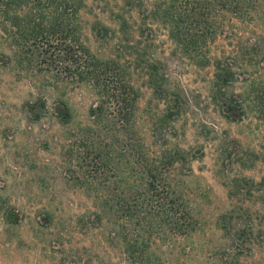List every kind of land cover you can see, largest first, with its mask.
Masks as SVG:
<instances>
[{
	"label": "rangeland",
	"instance_id": "obj_1",
	"mask_svg": "<svg viewBox=\"0 0 264 264\" xmlns=\"http://www.w3.org/2000/svg\"><path fill=\"white\" fill-rule=\"evenodd\" d=\"M146 1L85 0L83 34L98 57L124 55L144 150L194 230L163 239L116 212L128 191L115 172L99 193L70 179L92 96L12 55L0 33V264H264V15L225 19L201 63L146 22Z\"/></svg>",
	"mask_w": 264,
	"mask_h": 264
},
{
	"label": "trees",
	"instance_id": "obj_2",
	"mask_svg": "<svg viewBox=\"0 0 264 264\" xmlns=\"http://www.w3.org/2000/svg\"><path fill=\"white\" fill-rule=\"evenodd\" d=\"M146 2L145 19L150 20L146 22L157 23L184 54L196 52L192 56L201 60L207 58L208 43L224 32L225 19L232 24L234 18L264 15V0ZM261 4L262 12L258 10ZM85 7V0H0L1 37L12 55L35 61L40 71L52 72L92 96L88 123L69 145V162L74 160L75 146L83 150L76 158L80 172L70 179H78L86 191L99 193L100 188L109 191L106 181L115 172L114 176H122L116 182L128 191L116 197V212L150 230L158 229L163 239L172 231L187 236L195 226L190 207L167 187V168L161 156L148 153L141 142L136 127L138 91L130 81V66L119 61L124 55L100 58L92 52L83 34L81 12ZM154 68L148 64L150 71ZM66 108L71 118V109ZM99 178L105 180L103 187L98 186ZM108 196L107 208L114 200Z\"/></svg>",
	"mask_w": 264,
	"mask_h": 264
}]
</instances>
